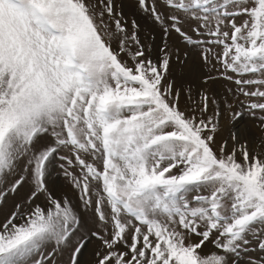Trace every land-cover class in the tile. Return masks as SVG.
<instances>
[{
	"label": "snow or ice",
	"instance_id": "1",
	"mask_svg": "<svg viewBox=\"0 0 264 264\" xmlns=\"http://www.w3.org/2000/svg\"><path fill=\"white\" fill-rule=\"evenodd\" d=\"M135 8L159 44L121 0H0V264H264V159L222 135L264 143V0Z\"/></svg>",
	"mask_w": 264,
	"mask_h": 264
},
{
	"label": "rangeland",
	"instance_id": "2",
	"mask_svg": "<svg viewBox=\"0 0 264 264\" xmlns=\"http://www.w3.org/2000/svg\"><path fill=\"white\" fill-rule=\"evenodd\" d=\"M121 2L123 4V11L125 17L129 19L135 18L138 19V21L140 22L142 29L140 33L141 39H145L148 36V34L151 33V35L155 37V43L159 44L161 39V34L158 31H153L151 26L140 16V14L137 12L135 8V0H121ZM175 39L176 38L174 36L173 40ZM189 65L196 67V69L198 70L197 79L199 80V75L202 70L200 69L194 56L188 61V67H183L182 65L177 64L175 62L173 63L172 71L174 77L180 79L182 76H185L186 75L185 73L188 70V68L190 69ZM224 83H225L224 81H221L219 84L213 85V88L214 89L222 88ZM223 123H224V131L222 132V135L224 137H227L229 135L230 130L237 131L240 135L241 141L247 139L249 142L250 150L252 149L256 150L261 154V158L264 159V143H261L259 140L255 138L257 135V130L252 128L254 121H251L247 117H245V119L241 120L239 124L235 126L229 124L227 119H225ZM245 127L249 129V132L246 133L244 131ZM60 163L61 161L54 159L52 165L50 166L49 174L47 176V183L49 185V189L55 192L57 195H60L61 193H66L75 201V194L72 191L69 180L64 176L63 171L59 167ZM24 191H25L24 189H21L20 193H18L16 197L9 196L8 201L4 205L5 210L11 206L12 201L14 199H19L21 196H23ZM37 203L44 204L45 203L44 197L41 196L39 200H37ZM98 244L99 241L96 240H93L91 243H89L85 251V254L82 257V264H86V262L91 259L92 251ZM210 245L211 244H208L207 246L203 247L202 250H199L201 258L204 259L210 258V252H212ZM206 247L207 249H205Z\"/></svg>",
	"mask_w": 264,
	"mask_h": 264
},
{
	"label": "bare ground",
	"instance_id": "3",
	"mask_svg": "<svg viewBox=\"0 0 264 264\" xmlns=\"http://www.w3.org/2000/svg\"><path fill=\"white\" fill-rule=\"evenodd\" d=\"M190 66V69L188 68V70L186 71V75L185 74H183V75H185L187 78H189V79H192V80H195V81H197L198 79H197V75H198V70L196 69V67L195 66H192V65H189ZM188 67V66H187ZM185 76H182V77H185ZM181 77V78H182ZM180 78V77H179Z\"/></svg>",
	"mask_w": 264,
	"mask_h": 264
},
{
	"label": "crops",
	"instance_id": "4",
	"mask_svg": "<svg viewBox=\"0 0 264 264\" xmlns=\"http://www.w3.org/2000/svg\"><path fill=\"white\" fill-rule=\"evenodd\" d=\"M208 247H209V246H208ZM210 247H211V249H212V252H210V257H211L213 254H217V255L221 254L220 251H219L218 249H216L213 245H210ZM205 249H207V247H206ZM245 259H246V258H242L241 264H242V263L245 264Z\"/></svg>",
	"mask_w": 264,
	"mask_h": 264
}]
</instances>
